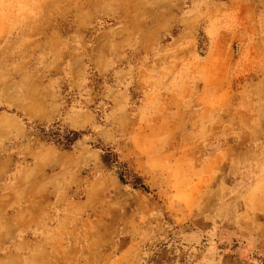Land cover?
I'll list each match as a JSON object with an SVG mask.
<instances>
[{
    "label": "rangeland",
    "instance_id": "obj_1",
    "mask_svg": "<svg viewBox=\"0 0 264 264\" xmlns=\"http://www.w3.org/2000/svg\"><path fill=\"white\" fill-rule=\"evenodd\" d=\"M0 264H264V0H0Z\"/></svg>",
    "mask_w": 264,
    "mask_h": 264
},
{
    "label": "trees",
    "instance_id": "obj_2",
    "mask_svg": "<svg viewBox=\"0 0 264 264\" xmlns=\"http://www.w3.org/2000/svg\"><path fill=\"white\" fill-rule=\"evenodd\" d=\"M57 135L59 136V134ZM59 137L60 139H57L56 141L64 147H68L78 138V133L68 132L60 135ZM107 155L111 166L115 168L118 179L122 184H129L134 189L147 191V188L141 178L132 174V172L128 170L126 164L119 160L117 155L111 154V152H108Z\"/></svg>",
    "mask_w": 264,
    "mask_h": 264
}]
</instances>
